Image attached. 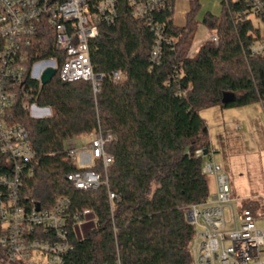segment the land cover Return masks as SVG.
<instances>
[{
    "label": "trees",
    "instance_id": "1",
    "mask_svg": "<svg viewBox=\"0 0 264 264\" xmlns=\"http://www.w3.org/2000/svg\"><path fill=\"white\" fill-rule=\"evenodd\" d=\"M199 7L200 0H191L182 26L173 9L157 14L169 40L155 61V32L119 0L116 23L101 25L95 41L94 69L104 74L98 91L91 81L63 82L57 71L47 84H32L35 101L50 107L51 116L35 118L17 106L15 121L27 127L36 152L23 194L42 208L67 196L73 213L88 209L94 215L95 225L83 238L77 221L70 220L73 249L65 264H193L195 228L186 220L185 206L211 195L205 159L195 155L210 149L209 127L200 112L264 101V54L250 51L261 34L251 20L237 18L243 4L223 2L220 16H206L204 23L219 42L209 38L191 54ZM54 44L53 28H41L30 65L57 55ZM114 71L126 78L115 82ZM100 129L113 134L106 146L114 156L108 180L120 199L112 204L107 185L79 190L66 179L76 169L66 143L85 134L94 137ZM91 168L103 174L102 162ZM245 207L259 209L251 203Z\"/></svg>",
    "mask_w": 264,
    "mask_h": 264
},
{
    "label": "built area",
    "instance_id": "2",
    "mask_svg": "<svg viewBox=\"0 0 264 264\" xmlns=\"http://www.w3.org/2000/svg\"><path fill=\"white\" fill-rule=\"evenodd\" d=\"M174 1L172 6L173 0H126L131 15L146 21L155 32L151 55L155 61L160 59L163 42L169 40L156 16L165 9L175 11ZM223 2L243 4L237 18L251 20L261 34L250 51L264 54V0ZM118 4L119 0H0V264H65L73 249L70 220L75 219L78 226L92 213L88 209L73 213L67 196L51 208H42L23 194L25 182L34 174L31 163L36 152L27 127L16 122L15 116L18 105L32 117L51 116L50 107L35 101L32 85L43 86L41 79L49 68L58 71L63 82L91 81L98 91L104 74L94 69L95 41L101 25L116 23ZM48 25L55 34L57 55L30 65L35 40ZM210 38L218 44L217 35ZM125 78L123 72H113L115 82ZM112 140V133L100 129L89 143L69 148L76 169L66 175L79 190L107 185L111 204L120 199L108 180L114 156L106 146ZM195 155L204 157L203 172L214 177L215 192L205 202L185 206L186 220L195 228L193 264H264V230L257 225L256 212L234 195L229 176L211 158L212 151L205 154L199 149ZM76 156L89 164L78 165ZM97 161L103 163V174L91 168Z\"/></svg>",
    "mask_w": 264,
    "mask_h": 264
},
{
    "label": "crops",
    "instance_id": "3",
    "mask_svg": "<svg viewBox=\"0 0 264 264\" xmlns=\"http://www.w3.org/2000/svg\"><path fill=\"white\" fill-rule=\"evenodd\" d=\"M260 102L231 108L217 105L204 108L200 112L210 131L211 158L228 174L232 191L242 200L243 205L251 203L259 206L258 211H255L258 219L261 213L264 214V111L260 112ZM261 103L264 110V101ZM250 113L257 116H249ZM260 113L262 116H259ZM238 114L245 116H237ZM257 158L261 180H250L246 174L256 169V164L252 166L254 162L251 160ZM212 179L215 183L214 177ZM88 219L94 220V215L89 214Z\"/></svg>",
    "mask_w": 264,
    "mask_h": 264
},
{
    "label": "rangeland",
    "instance_id": "4",
    "mask_svg": "<svg viewBox=\"0 0 264 264\" xmlns=\"http://www.w3.org/2000/svg\"><path fill=\"white\" fill-rule=\"evenodd\" d=\"M190 3L191 0H177L176 4H175V21L177 22V24L179 25H184L186 22V13L189 11L190 9ZM223 11V0H200V7L199 10L197 12V20L199 21V25H198V29L194 38V42H193V46L191 51L193 53H196L201 45L207 41L211 36H212V31L209 29L208 25L204 23V19L206 16H208L209 14H214L216 16H220L222 14ZM256 108V107H253ZM260 112L264 111L263 110V104L260 102ZM235 110V109H232ZM242 110V109H241ZM250 111L252 110V108L249 109ZM216 116V114H214ZM237 116H245L244 114H238ZM249 116H257L255 115V113H250ZM259 116H262V114L260 113ZM93 135L91 134H85L82 135L74 140H71L69 142L66 143V147L68 148H77L80 147L86 143H88L90 141V139L92 138ZM208 150L205 149L204 152ZM75 161L78 165L82 166L84 164H89V162H83L80 158V156H76L75 157ZM254 162L252 164V166L254 164H256V169L254 168V170L252 171H248L247 172V176L249 175L250 180H255V178L257 180H261V171L259 169V167L257 165H260L259 163V158L257 159H253L251 160V162ZM257 161V162H256ZM250 162V163H251ZM258 170V171H257ZM210 179V188H211V196L214 194L215 192V187H214V182L212 179V176L208 177ZM264 212V211H263ZM260 218L257 221V225L260 229L264 230V214H260ZM85 226L78 225L77 226V235L80 238L85 237L88 232L90 231V229L95 225V222H93V220H89L88 216L85 218L84 222Z\"/></svg>",
    "mask_w": 264,
    "mask_h": 264
},
{
    "label": "water",
    "instance_id": "5",
    "mask_svg": "<svg viewBox=\"0 0 264 264\" xmlns=\"http://www.w3.org/2000/svg\"><path fill=\"white\" fill-rule=\"evenodd\" d=\"M55 73H56V70L54 68L47 69L42 76V79H41L42 84H47L48 82H50L53 79ZM225 100L226 99H224V101ZM204 153L207 154V151H205Z\"/></svg>",
    "mask_w": 264,
    "mask_h": 264
}]
</instances>
